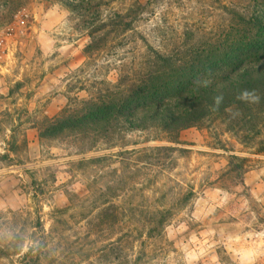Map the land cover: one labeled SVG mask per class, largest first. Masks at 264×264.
Masks as SVG:
<instances>
[{
    "label": "rangeland",
    "instance_id": "rangeland-1",
    "mask_svg": "<svg viewBox=\"0 0 264 264\" xmlns=\"http://www.w3.org/2000/svg\"><path fill=\"white\" fill-rule=\"evenodd\" d=\"M7 1L0 26L20 9L32 22L17 61L0 69V264H264V127L235 134L216 122L182 131L178 144L160 125L128 119L108 143L56 135L86 100L142 80L154 50L225 39L243 0H27L12 10ZM101 25L102 48L89 60L88 35ZM158 146L184 152L77 168ZM159 209L170 213L158 232L132 233ZM107 210L123 217L114 224Z\"/></svg>",
    "mask_w": 264,
    "mask_h": 264
},
{
    "label": "trees",
    "instance_id": "trees-1",
    "mask_svg": "<svg viewBox=\"0 0 264 264\" xmlns=\"http://www.w3.org/2000/svg\"><path fill=\"white\" fill-rule=\"evenodd\" d=\"M26 1L12 0L6 4L12 10ZM237 10L221 33L225 39L218 37L203 47H194V50H179V44L168 50L167 47L154 50L142 80H139L140 75H134L130 80L123 81L117 93H111L106 98L86 100L80 114H70L60 121L61 127L56 135L64 132L70 135L84 134L91 143H108L110 135L115 132L114 123L125 119L138 121L142 125H160L176 135L170 138L174 144L179 143L178 137L182 131L195 128L207 132L216 122L235 134L245 129H254L252 133L259 134L262 129L258 127H264V0H243L241 8ZM102 26L96 27L88 35L90 42L86 45V54L89 60L102 48L99 34ZM125 26L129 27L130 24ZM153 27L154 32L161 29V25L156 23ZM180 37L177 36L178 42L184 43L186 40ZM130 81V85L123 87ZM243 89L255 90L260 101L246 103L237 99L238 92ZM217 96H222L218 104L214 99ZM122 150L85 158L77 163V168H88L124 155H129L130 159L142 156L151 160L155 152L160 162L166 160L167 163L176 161V154L184 152L183 148L177 146ZM101 213L104 218L110 217L114 224L120 216L123 217V212L118 210ZM169 213V209L151 212L153 224L133 225L132 233L148 236L151 232H158ZM118 247L119 241L115 249Z\"/></svg>",
    "mask_w": 264,
    "mask_h": 264
},
{
    "label": "built area",
    "instance_id": "built-area-1",
    "mask_svg": "<svg viewBox=\"0 0 264 264\" xmlns=\"http://www.w3.org/2000/svg\"><path fill=\"white\" fill-rule=\"evenodd\" d=\"M31 22L30 13L20 9L12 20L0 26V69L8 70L23 52Z\"/></svg>",
    "mask_w": 264,
    "mask_h": 264
},
{
    "label": "clouds",
    "instance_id": "clouds-1",
    "mask_svg": "<svg viewBox=\"0 0 264 264\" xmlns=\"http://www.w3.org/2000/svg\"><path fill=\"white\" fill-rule=\"evenodd\" d=\"M214 99L218 104L219 101L222 100V96H217ZM237 99L246 103H258L260 101V96L256 93L255 90L243 89L238 92Z\"/></svg>",
    "mask_w": 264,
    "mask_h": 264
}]
</instances>
